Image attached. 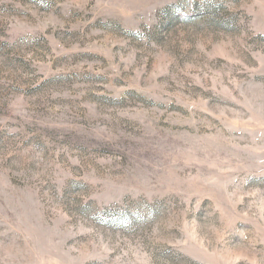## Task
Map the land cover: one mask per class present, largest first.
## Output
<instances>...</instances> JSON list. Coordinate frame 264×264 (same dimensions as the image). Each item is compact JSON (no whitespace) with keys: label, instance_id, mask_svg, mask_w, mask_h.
Returning a JSON list of instances; mask_svg holds the SVG:
<instances>
[{"label":"rangeland","instance_id":"374dc122","mask_svg":"<svg viewBox=\"0 0 264 264\" xmlns=\"http://www.w3.org/2000/svg\"><path fill=\"white\" fill-rule=\"evenodd\" d=\"M0 264H264V0H0Z\"/></svg>","mask_w":264,"mask_h":264}]
</instances>
